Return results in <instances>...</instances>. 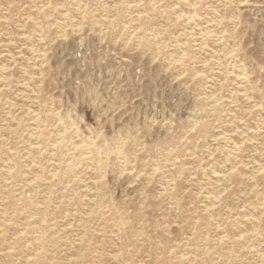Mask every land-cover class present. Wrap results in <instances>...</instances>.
<instances>
[{"label":"rangeland","instance_id":"rangeland-1","mask_svg":"<svg viewBox=\"0 0 264 264\" xmlns=\"http://www.w3.org/2000/svg\"><path fill=\"white\" fill-rule=\"evenodd\" d=\"M197 263L264 264V0H0V264Z\"/></svg>","mask_w":264,"mask_h":264},{"label":"bare ground","instance_id":"bare-ground-1","mask_svg":"<svg viewBox=\"0 0 264 264\" xmlns=\"http://www.w3.org/2000/svg\"><path fill=\"white\" fill-rule=\"evenodd\" d=\"M178 1V0H177ZM155 3V2H154ZM5 6V5H4ZM139 13V12H138ZM161 14V13H160ZM134 15V14H133ZM161 16H162V14H161ZM209 21V20H208ZM207 21V22H208ZM125 24V23H124ZM199 24V23H198ZM180 43V42H179ZM30 74V73H29ZM243 75V74H242ZM24 81V80H23ZM25 81H27V80H25ZM242 86H243V84H242ZM33 92V91H32ZM37 116H35V118H36ZM63 123V122H62ZM63 126H64V124H63ZM76 136H78V135H76ZM37 137V136H36ZM39 137V136H38ZM56 139V138H55ZM83 140V139H82ZM234 143V142H233ZM53 146V145H52ZM233 146H235L236 147V143H235V145H233ZM238 146V145H237ZM235 147H233L234 148V150L236 149ZM237 150H238V148H237ZM82 154V153H81ZM68 155V154H67ZM68 156H66V158H67ZM55 158V157H54ZM68 160V159H67ZM64 162V161H63ZM68 162V161H67ZM229 164V163H228ZM237 164V163H236ZM66 166V165H65ZM89 166V165H88ZM233 166V165H232ZM259 170V169H258ZM256 171V170H255ZM223 175V174H222ZM246 179V178H245ZM218 180V179H217ZM219 181V180H218ZM173 186V185H172ZM207 197H209V196H207ZM208 199V198H207ZM210 200V199H209ZM198 264V263H197Z\"/></svg>","mask_w":264,"mask_h":264}]
</instances>
